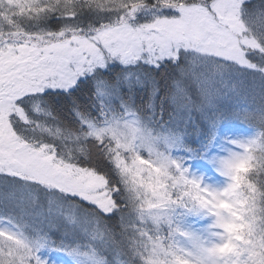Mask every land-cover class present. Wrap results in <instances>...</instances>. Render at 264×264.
Segmentation results:
<instances>
[{"label":"trees","instance_id":"trees-1","mask_svg":"<svg viewBox=\"0 0 264 264\" xmlns=\"http://www.w3.org/2000/svg\"><path fill=\"white\" fill-rule=\"evenodd\" d=\"M213 1L0 0V35L96 30L126 20L134 11L131 23L143 25L158 17H175L179 7ZM241 18L245 35L259 44L246 52L254 68L210 56L194 58L192 53L157 66L145 60L134 65L115 61L69 91L52 90L20 99L21 115H13L11 124L21 140L102 177L116 204L113 213L106 215L77 196L0 175V215L22 227L31 239L40 240L36 249L47 262L73 251L92 250L100 264H191L179 247V238L183 222L194 221L195 195L189 188L175 190L176 199L164 223H146L141 213L144 191L131 186L138 176L126 171V154L110 137H93L90 123L100 126L132 112L155 134L180 138L181 149L198 157L232 124L256 125L264 133V0L244 2ZM256 157L245 179L255 188V236L264 243V149ZM244 233L250 241V232ZM9 252L0 246V264H33V258L24 256L11 260Z\"/></svg>","mask_w":264,"mask_h":264},{"label":"rangeland","instance_id":"rangeland-1","mask_svg":"<svg viewBox=\"0 0 264 264\" xmlns=\"http://www.w3.org/2000/svg\"><path fill=\"white\" fill-rule=\"evenodd\" d=\"M246 1L182 6L175 17H158L143 25L131 23L134 11L130 18L96 30L0 35V175L17 176L45 189L77 196L111 215L116 204L106 180L21 140L11 125V117L21 115L18 102L28 95L69 91L98 68L115 61L134 65L145 60L157 66L192 53L194 58L216 57L254 68L246 52L259 44L245 35L241 7ZM90 126L93 137H110L126 154V171L138 176L131 186L144 191L141 213L146 223H164V215L176 199L172 194L175 190L195 189L204 219L199 225L188 226L182 239L189 263L264 264V243L255 236L257 195L245 179L258 159L256 154L264 149V133L255 129L256 125L229 128L214 151L189 169L181 159L180 153H188L181 149V139L155 134L135 113H122L110 122ZM194 154L190 152V156ZM246 188L249 193H245ZM245 231L250 232V241L244 238ZM40 243L0 215V246L10 250L7 256L11 260L24 256L33 258V264H45L46 257L36 249ZM57 258L54 264H100L92 250Z\"/></svg>","mask_w":264,"mask_h":264}]
</instances>
